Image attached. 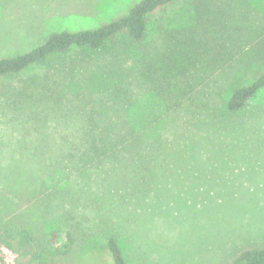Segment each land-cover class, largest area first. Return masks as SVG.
Masks as SVG:
<instances>
[{
  "label": "rangeland",
  "instance_id": "1",
  "mask_svg": "<svg viewBox=\"0 0 264 264\" xmlns=\"http://www.w3.org/2000/svg\"><path fill=\"white\" fill-rule=\"evenodd\" d=\"M136 1L0 0V57L29 50L51 31L94 27ZM224 39L227 58L210 61L201 50L212 53ZM142 45L145 54L157 48L167 58L184 50L208 57L186 100H176L185 110L167 109L151 92L132 108L148 144L156 143L144 194L110 199L97 166L59 162L56 122L43 118L42 128L34 108L0 102V213L55 231L54 246L70 230L76 242L62 264H113L104 245L109 233L129 264H230L239 251L264 247V87L237 112L225 105L229 88L264 69V0H175Z\"/></svg>",
  "mask_w": 264,
  "mask_h": 264
},
{
  "label": "trees",
  "instance_id": "2",
  "mask_svg": "<svg viewBox=\"0 0 264 264\" xmlns=\"http://www.w3.org/2000/svg\"><path fill=\"white\" fill-rule=\"evenodd\" d=\"M174 2L137 0L126 12L94 27L51 31L29 50L0 57V102L34 108L42 128L49 118L56 122L59 162L65 167L69 162L77 170L97 166L105 187L111 186L105 190L110 199L119 195L123 202L137 201L146 191L144 172L156 143L148 144L142 121L131 118L132 108L151 92L176 112L181 108L176 100H186L200 73L198 65L208 58L201 51L215 62L217 57L227 58L231 47L224 39L212 53L202 47L198 54L184 50L180 58L171 53L168 58L160 56L157 48L145 54L142 44L151 23ZM156 27L162 30L161 24ZM138 48L144 51L139 53ZM35 68L40 70L17 84L7 82ZM263 87L261 69L251 83L228 89L226 110L239 111ZM168 94L172 100L165 98H170ZM185 109L183 105L181 110ZM56 238L55 231L38 230L26 218L0 213V264H62L76 240L70 230L61 246H54ZM104 245L113 264H129L116 234H107ZM230 264H264V247L245 248Z\"/></svg>",
  "mask_w": 264,
  "mask_h": 264
}]
</instances>
